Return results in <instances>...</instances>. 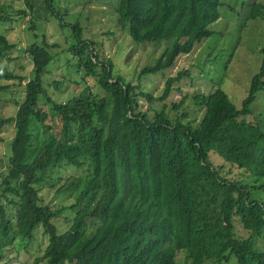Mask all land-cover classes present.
<instances>
[{
    "label": "trees",
    "instance_id": "trees-1",
    "mask_svg": "<svg viewBox=\"0 0 264 264\" xmlns=\"http://www.w3.org/2000/svg\"><path fill=\"white\" fill-rule=\"evenodd\" d=\"M219 3L117 0L118 21L132 40L166 41L136 77L161 71L209 35L207 26L218 17ZM70 26L74 41L68 50L84 71L93 74L98 67L97 82L104 94L83 86L72 97L54 102L41 84L52 44L43 34L41 41L29 43L32 76L24 82L14 114L0 120L14 127L6 170L0 174V196L17 198L7 199L16 205L13 219L0 203V261L12 229L31 238L40 225L47 241L39 264H175L178 250L190 258L189 264L219 262L230 254L236 264H264V249L254 246L249 235H237L233 223L236 217L264 242V199L251 197L244 179L223 175L237 168L264 177V129L256 119L243 117L250 113L256 91L264 88V42L239 107L218 114L198 93L186 105L181 99L169 108L164 104L159 110H142L139 95L149 101L164 99L184 71L166 76L160 93L153 96L139 81L130 83L112 74L111 61L98 60L92 42L81 38L80 24ZM11 46L0 35V55ZM40 96L61 115L63 126L58 136L48 134L37 144L28 163L31 118L49 130L46 113L37 104ZM197 105L202 106L199 117ZM72 124L87 135L79 142L72 139ZM63 163L84 166L86 172L67 205L76 208L75 213L67 228L57 232L52 219L62 207L39 203L35 185L47 182L51 170ZM255 187L264 188V181Z\"/></svg>",
    "mask_w": 264,
    "mask_h": 264
},
{
    "label": "rangeland",
    "instance_id": "rangeland-1",
    "mask_svg": "<svg viewBox=\"0 0 264 264\" xmlns=\"http://www.w3.org/2000/svg\"><path fill=\"white\" fill-rule=\"evenodd\" d=\"M116 3L117 0H0V15L6 17H0V35L12 44L0 55V72H6L3 75L0 73V120L13 115L17 103L23 98L24 82L32 76L28 45L41 41L42 34L52 46L48 47L51 59L45 66L41 84L54 102L72 97L83 86L99 96L104 94L97 82L98 67L93 74L84 71L77 55L68 50V45L74 41L70 26L73 22L80 24L81 38L92 42L97 59L111 61L112 74H118L130 83L139 81L141 88L153 96L160 93L166 76L178 70L184 71L178 80L172 82L164 99L149 101L139 95V109L159 110L164 104L169 108L181 99L186 105L189 98L198 93L204 94L209 106L218 114L239 107L250 77L260 63V48L264 42V0H220L218 17L207 26L211 30L209 35L194 43L187 53L177 54L169 66L159 72L142 75L139 79L136 77L139 68L151 63L166 41L132 40L127 29L118 21ZM30 23L32 28H29ZM37 104L46 113L45 122L49 130H42L41 124L31 118L28 163H31L37 144L48 134L58 136L63 126L61 115L43 96L38 98ZM201 113L202 106L197 105L195 117ZM243 117L256 119L264 129V88L256 91L250 103V113ZM75 127L72 124V139L79 142L87 135ZM13 132L12 122L0 124V174L6 170ZM85 172L84 166L63 163L51 170V178L47 182L35 185L39 203L62 207L58 216L52 219L57 232L67 228L75 213L76 208H68L67 205L73 202L75 186ZM224 174L232 180L244 179L251 197L264 199V188H253V184L263 182L264 177L259 179L237 168ZM7 199L17 201V198L14 195L0 196V203L13 219L16 205L8 203ZM233 223L237 235H249L254 246L264 249L259 235L242 227L236 217ZM46 241L47 235L40 225L33 229L31 238L22 237L12 229L4 239L0 264H39L44 260ZM189 263L190 258H186L183 251L175 252V264ZM201 264H236V257L230 254L226 260L219 262L204 259Z\"/></svg>",
    "mask_w": 264,
    "mask_h": 264
}]
</instances>
